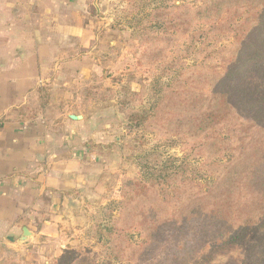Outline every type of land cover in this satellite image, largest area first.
Here are the masks:
<instances>
[{
  "label": "trees",
  "instance_id": "1",
  "mask_svg": "<svg viewBox=\"0 0 264 264\" xmlns=\"http://www.w3.org/2000/svg\"><path fill=\"white\" fill-rule=\"evenodd\" d=\"M142 2L135 0L137 5ZM174 8L171 19L157 20L164 32L145 37L149 63L158 55L153 47L178 45L188 34L190 40L206 38L202 47L229 35L234 41L221 50L228 53L219 65L195 62L191 88L176 80V87L167 88L152 108L130 112L128 121L135 127L150 126L158 106L168 132L203 138L200 149L210 153L202 164L205 180L198 182L197 168L184 161L175 165V158L151 165L145 161L148 179L126 180L123 203L144 196L149 200L139 212L146 259L141 264H211L219 251L242 244L248 232L264 227V0H204L194 10ZM156 14L160 19L163 12ZM197 24L207 27L192 30ZM212 155L218 159L210 161ZM116 225V220L110 227L100 225L97 238L113 239L111 246L117 243L116 236L124 231ZM112 248L119 251L116 245ZM72 253L54 264H89L74 261Z\"/></svg>",
  "mask_w": 264,
  "mask_h": 264
},
{
  "label": "rangeland",
  "instance_id": "2",
  "mask_svg": "<svg viewBox=\"0 0 264 264\" xmlns=\"http://www.w3.org/2000/svg\"><path fill=\"white\" fill-rule=\"evenodd\" d=\"M3 1L0 0V4L5 7L11 2ZM203 1L143 0L137 5L135 0H102V26L97 31L94 50L91 54L76 57L92 66L91 71L71 89H79L80 99L73 102L80 106L79 112L85 108L84 112L89 114L92 132L108 136L106 142L90 140L89 144L112 166L107 187L93 197L80 195L71 198L78 202H71L65 212L58 214L63 216L65 223L61 222L52 236H45L39 242L29 241L20 248L5 249L0 262L54 264L55 259L69 251L74 252L70 255L74 261L84 260L89 264H141L146 260L142 258L144 250L141 247L144 232L138 223L139 212L149 200L144 196L128 204L123 203L126 180H147L142 168L145 161L151 165L175 158L178 159L175 165L184 161L197 168L196 180L203 181L206 169L202 164L210 153L200 149L203 138L168 132L166 123L160 120L163 117L161 107L154 109L157 116L150 126L131 125L128 114L152 108L167 88L176 87V80L186 81V87L191 88L192 84L188 85V82L192 81L190 77L195 62L198 65H219L221 58L228 53L226 49L221 50L233 43L232 35L219 43H214L213 39L202 47L201 43L206 38L190 40L188 34L178 40V45L153 47L158 53L156 60L150 63L147 60L150 47H147L145 37L164 32L158 28L157 20L171 19L177 13L174 5L194 10ZM162 12L160 19L154 18L153 13L158 16ZM7 24L9 22L5 21L4 26ZM206 27L197 24L192 30L204 31ZM199 87H202L199 90L207 92L206 86ZM217 157L212 155L210 161ZM184 175H190V172ZM115 220L117 229L124 231V235L116 236L117 243L113 244L119 249L117 252L111 246L113 239L103 237L101 240L96 236L100 225L110 227ZM211 264H264V227L258 226L255 231L248 232L242 244L219 251Z\"/></svg>",
  "mask_w": 264,
  "mask_h": 264
},
{
  "label": "crops",
  "instance_id": "3",
  "mask_svg": "<svg viewBox=\"0 0 264 264\" xmlns=\"http://www.w3.org/2000/svg\"><path fill=\"white\" fill-rule=\"evenodd\" d=\"M10 1L0 4V259L52 236L71 198L96 196L112 168L89 146L108 136L92 132L71 89L91 71L76 57L94 50L102 0Z\"/></svg>",
  "mask_w": 264,
  "mask_h": 264
},
{
  "label": "water",
  "instance_id": "4",
  "mask_svg": "<svg viewBox=\"0 0 264 264\" xmlns=\"http://www.w3.org/2000/svg\"><path fill=\"white\" fill-rule=\"evenodd\" d=\"M71 118L74 120H81L82 116L72 115ZM23 232H24V236L22 237V240H26L29 236H31L27 228H24Z\"/></svg>",
  "mask_w": 264,
  "mask_h": 264
}]
</instances>
